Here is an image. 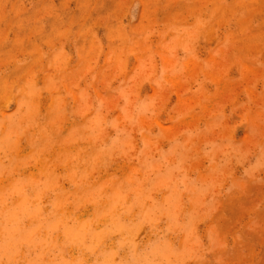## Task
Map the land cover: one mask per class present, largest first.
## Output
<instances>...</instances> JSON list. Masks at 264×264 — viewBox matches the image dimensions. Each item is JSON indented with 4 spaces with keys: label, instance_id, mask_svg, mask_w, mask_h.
<instances>
[{
    "label": "rangeland",
    "instance_id": "obj_1",
    "mask_svg": "<svg viewBox=\"0 0 264 264\" xmlns=\"http://www.w3.org/2000/svg\"><path fill=\"white\" fill-rule=\"evenodd\" d=\"M0 264H264V0H0Z\"/></svg>",
    "mask_w": 264,
    "mask_h": 264
}]
</instances>
